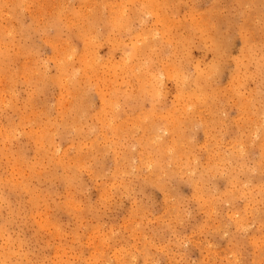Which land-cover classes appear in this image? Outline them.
<instances>
[{"label": "rangeland", "instance_id": "rangeland-1", "mask_svg": "<svg viewBox=\"0 0 264 264\" xmlns=\"http://www.w3.org/2000/svg\"><path fill=\"white\" fill-rule=\"evenodd\" d=\"M0 264H264V0H0Z\"/></svg>", "mask_w": 264, "mask_h": 264}, {"label": "bare ground", "instance_id": "bare-ground-1", "mask_svg": "<svg viewBox=\"0 0 264 264\" xmlns=\"http://www.w3.org/2000/svg\"><path fill=\"white\" fill-rule=\"evenodd\" d=\"M133 28V27H132ZM117 42V41H116ZM196 163V162H195Z\"/></svg>", "mask_w": 264, "mask_h": 264}]
</instances>
